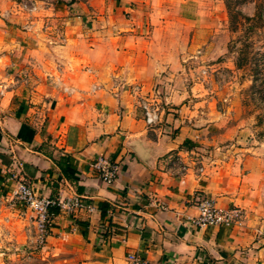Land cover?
I'll use <instances>...</instances> for the list:
<instances>
[{"label": "crops", "instance_id": "1", "mask_svg": "<svg viewBox=\"0 0 264 264\" xmlns=\"http://www.w3.org/2000/svg\"><path fill=\"white\" fill-rule=\"evenodd\" d=\"M38 2L28 13L0 0V190L14 176L37 195L83 200L73 215L55 211L48 264H127V253L150 264H264V167L243 142L237 98L216 108L180 61L212 55L221 0ZM152 97L164 109L147 126L138 100ZM64 154L73 179L56 164ZM98 157L115 168L108 180ZM195 161L201 173L181 170ZM196 194L239 207L240 221L192 226ZM99 203L109 206L105 234ZM19 210L0 207L18 237Z\"/></svg>", "mask_w": 264, "mask_h": 264}, {"label": "rangeland", "instance_id": "2", "mask_svg": "<svg viewBox=\"0 0 264 264\" xmlns=\"http://www.w3.org/2000/svg\"><path fill=\"white\" fill-rule=\"evenodd\" d=\"M17 1L21 12L36 13L39 9L38 0ZM227 1L233 8L236 7L242 16L229 18L225 0H221L224 19L213 28L212 55L202 58V55L195 52L183 61L181 58L180 61L184 67L186 83L196 84L200 91L205 92V96L213 97L216 108H220V104L227 96L237 98L239 118L246 132L243 142L246 146L255 149V156L262 161L264 167V0ZM23 5L29 8L35 5L36 10L29 11L23 8ZM256 6L259 7L260 13L257 20H255ZM200 60H205L207 64L222 73L224 81L218 80L221 87L217 88L214 84L205 85L200 81L198 75ZM130 90L133 95L138 96L141 89L139 87L137 94ZM156 92L155 94L158 93ZM158 104L162 113L164 105L161 101H158ZM172 160L178 159L174 157ZM1 205L9 204L0 202V207ZM19 211L26 214V222H19L18 225V230L21 232L19 237L9 235L11 228L8 218L6 216L0 218V264H48L50 253H47V242L39 245L30 240L35 232L29 212Z\"/></svg>", "mask_w": 264, "mask_h": 264}, {"label": "built area", "instance_id": "3", "mask_svg": "<svg viewBox=\"0 0 264 264\" xmlns=\"http://www.w3.org/2000/svg\"><path fill=\"white\" fill-rule=\"evenodd\" d=\"M25 9L29 11L36 10V6L32 5L30 8L27 5H23ZM199 78L203 84H213L218 88L221 87L220 81H224L222 73L207 64L205 60L199 62ZM220 79V81H218ZM63 91L67 93L73 92V87H63ZM132 92L138 93L139 86L132 85ZM139 104L142 109L143 119L147 126H154L161 120V110L158 101L155 98H140ZM174 161V160H173ZM178 160H175L177 162ZM94 168L101 173L104 180H108L114 174L115 168L103 157H98L94 163ZM182 171H187L191 168L196 172L201 173L203 171L202 165L193 164H180ZM13 178L11 190L3 193L0 190V202L2 204L17 205L29 212V218L32 228L34 229V236L30 240L39 245H43L47 242V237L50 235L53 228V218L55 216L52 211L53 208H57L58 211H62L67 215L75 214L79 208L85 206L80 196H73L66 200H60L58 198H52L49 196H41L35 194L32 186L24 179ZM197 205V214L191 218V225L196 228H207L211 226H230L238 223L242 216V210L237 206L221 207L209 197L196 194L195 197ZM127 264H150L147 260L139 255L127 253Z\"/></svg>", "mask_w": 264, "mask_h": 264}, {"label": "trees", "instance_id": "4", "mask_svg": "<svg viewBox=\"0 0 264 264\" xmlns=\"http://www.w3.org/2000/svg\"><path fill=\"white\" fill-rule=\"evenodd\" d=\"M225 5L227 7V13L229 15V18H235L238 15L242 16L241 12L239 10H237L236 7H232L230 5V3L225 0ZM259 7L256 6L255 9V20H257L259 18ZM56 164L58 166V168L60 169L61 173L67 178V179H73L75 174H76V168L73 165L72 159L69 155L64 154L61 157H59L56 160ZM109 206L107 204L104 203H99V209H100V234H105L107 232V229L109 227V222H105V211L106 208H108ZM52 211L55 213V211H58L57 208H53Z\"/></svg>", "mask_w": 264, "mask_h": 264}]
</instances>
